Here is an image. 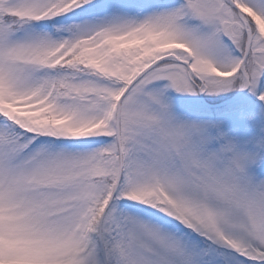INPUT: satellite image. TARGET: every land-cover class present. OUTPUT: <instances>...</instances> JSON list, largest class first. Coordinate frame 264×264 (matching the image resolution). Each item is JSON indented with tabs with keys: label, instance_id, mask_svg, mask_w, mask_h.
<instances>
[{
	"label": "snow or ice",
	"instance_id": "obj_1",
	"mask_svg": "<svg viewBox=\"0 0 264 264\" xmlns=\"http://www.w3.org/2000/svg\"><path fill=\"white\" fill-rule=\"evenodd\" d=\"M0 264H264V0H0Z\"/></svg>",
	"mask_w": 264,
	"mask_h": 264
}]
</instances>
